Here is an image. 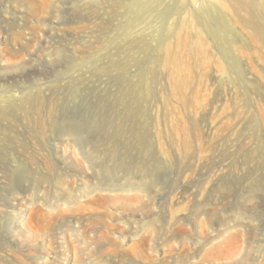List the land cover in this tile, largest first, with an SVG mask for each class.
Listing matches in <instances>:
<instances>
[{"label":"rangeland","instance_id":"1","mask_svg":"<svg viewBox=\"0 0 264 264\" xmlns=\"http://www.w3.org/2000/svg\"><path fill=\"white\" fill-rule=\"evenodd\" d=\"M142 1L0 0V264H264V0Z\"/></svg>","mask_w":264,"mask_h":264},{"label":"bare ground","instance_id":"2","mask_svg":"<svg viewBox=\"0 0 264 264\" xmlns=\"http://www.w3.org/2000/svg\"><path fill=\"white\" fill-rule=\"evenodd\" d=\"M214 1L215 0H212L210 3H209V8H212V7H215V3H214ZM176 2H177V5L174 7V8H176L175 9V11H176V13H179L181 10H182V1L181 0H176ZM144 2L142 1V0H135V2H134V4L138 7V8H140V7H142V4H143ZM134 5V6H135ZM166 12L168 13V17L165 19V24H163L162 26H160V47H162V46H165V44H166V41H167V38L169 37V35L171 34V32L173 31V26H174V22L172 21V16H173V14L175 13H173V14H171V13H169V11H167L166 10ZM165 14V12H162L161 14H160V18L163 16ZM182 14V13H181ZM182 16V15H181ZM180 16V17H181ZM184 17V16H183ZM183 17H181V19H184ZM225 18H226V20H227V17L226 16H224ZM163 18V17H162ZM161 18V19H162ZM185 20V19H184ZM215 33V32H214ZM231 47V46H230ZM234 48H230V51L232 50V51H234L233 50ZM233 54V53H232ZM232 56H234V55H232ZM89 159V158H88ZM91 159V158H90ZM95 171V170H94ZM97 173V172H96ZM58 213V212H57ZM102 235V234H101ZM107 236L108 235H103L102 237L104 238V237H106L107 238ZM101 239V238H100Z\"/></svg>","mask_w":264,"mask_h":264}]
</instances>
